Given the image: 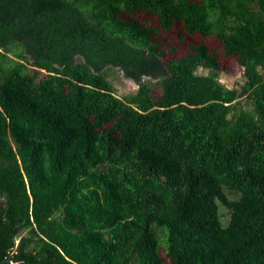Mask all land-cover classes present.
<instances>
[{
  "label": "trees",
  "instance_id": "obj_1",
  "mask_svg": "<svg viewBox=\"0 0 264 264\" xmlns=\"http://www.w3.org/2000/svg\"><path fill=\"white\" fill-rule=\"evenodd\" d=\"M166 258L264 264V0H0V264Z\"/></svg>",
  "mask_w": 264,
  "mask_h": 264
},
{
  "label": "rangeland",
  "instance_id": "obj_2",
  "mask_svg": "<svg viewBox=\"0 0 264 264\" xmlns=\"http://www.w3.org/2000/svg\"><path fill=\"white\" fill-rule=\"evenodd\" d=\"M146 20H148V22L151 24L157 23L154 15H149L146 17ZM181 33L182 23L178 20H175L174 24L169 29L161 31L155 35L154 39L159 40L158 47L163 49L165 52L163 60H172L178 58L189 51V46H195L199 42H203L207 45L209 51L215 55V58L219 63L221 70L219 78L221 82H223L228 87H232L236 82L242 80V68L238 65L237 57L226 55L223 45L219 39L214 36L202 37L197 32L192 34L184 32L182 38L180 39ZM74 60L80 61L78 57H75ZM206 71L207 70L204 68L197 69L198 73H205ZM106 72L107 77L111 80V83L115 88V94L117 96L121 97L136 91L137 85L130 79L125 78L123 76V72L119 68L117 69L115 67H109ZM44 75V70L39 71L37 79L43 77ZM160 91L161 89L157 85H152L153 96L159 95ZM168 262L169 259L166 258L164 259L163 264H168Z\"/></svg>",
  "mask_w": 264,
  "mask_h": 264
},
{
  "label": "water",
  "instance_id": "obj_3",
  "mask_svg": "<svg viewBox=\"0 0 264 264\" xmlns=\"http://www.w3.org/2000/svg\"><path fill=\"white\" fill-rule=\"evenodd\" d=\"M21 25V24H20Z\"/></svg>",
  "mask_w": 264,
  "mask_h": 264
}]
</instances>
